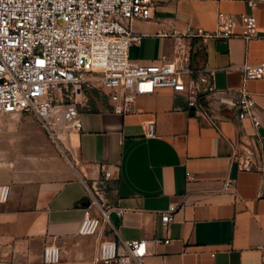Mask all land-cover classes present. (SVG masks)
I'll return each instance as SVG.
<instances>
[{"label":"crops","instance_id":"1","mask_svg":"<svg viewBox=\"0 0 264 264\" xmlns=\"http://www.w3.org/2000/svg\"><path fill=\"white\" fill-rule=\"evenodd\" d=\"M151 2L149 19L133 24L141 40L130 59L139 64L176 61L173 32L212 34L220 12L235 17L237 33L241 15H254L264 36V3L252 10L247 0ZM263 53L260 39L198 37L189 61L214 74L228 102L244 86L256 101L258 128L219 101L214 122L192 116L185 93L159 89L137 98L127 115L110 111L106 99L83 111L81 131L63 141L66 156L36 122L30 123L36 139L0 134V184L11 187L0 205V264H43L50 245L61 249L59 264H105L96 261L105 239L145 240L144 264H264V80L244 84L241 72ZM151 123L153 138L147 137ZM249 159L253 169L244 166ZM103 171L111 175L107 200L123 216L113 210L111 226L80 235L84 181L99 182ZM171 207L177 210L166 229L162 214Z\"/></svg>","mask_w":264,"mask_h":264},{"label":"built area","instance_id":"2","mask_svg":"<svg viewBox=\"0 0 264 264\" xmlns=\"http://www.w3.org/2000/svg\"><path fill=\"white\" fill-rule=\"evenodd\" d=\"M262 3L264 0H247L252 10ZM151 6V0H0V119L10 114H34L43 132L66 156L63 141L81 131L80 116L92 110L93 93L99 92L113 113L127 115L134 112L137 98L171 89L187 95L189 111L195 115L214 122L213 106L219 101L228 109L235 108L240 121L248 119L258 128L256 101L244 86L237 99L228 102L226 93L215 87L212 72L189 66L194 38L242 37L264 43L256 17L241 15L242 33H237L235 17L220 12L212 34L201 29L196 34L173 32L178 42L176 61L139 64L130 59V48L141 40L133 24L148 20ZM241 72L244 84L264 80V53L259 64H244ZM155 136V124L151 123L147 137ZM244 166L254 168L250 159ZM110 180L111 175L103 171L99 182L84 181L89 206L79 226L80 235L94 236L102 227L111 226L115 208L103 186ZM10 194L11 187L0 184V205L9 201ZM176 210L171 207L162 214L164 228L173 222ZM115 211L123 216L122 210ZM148 255L143 239H105L99 244L96 261L144 264ZM61 260L58 246L44 248L43 264Z\"/></svg>","mask_w":264,"mask_h":264},{"label":"rangeland","instance_id":"3","mask_svg":"<svg viewBox=\"0 0 264 264\" xmlns=\"http://www.w3.org/2000/svg\"><path fill=\"white\" fill-rule=\"evenodd\" d=\"M90 102L92 105V109L94 106L101 105L105 103V98L99 93L95 92L92 95H90ZM1 132L0 134L4 133H12V134H28L27 140L36 139L37 138V132L33 130L30 123H37L39 124V121L37 117L34 114H10V115H4L1 117ZM30 121V122H28ZM25 138L21 137L20 141L24 140ZM105 187L106 192L109 191V185L105 183L103 185Z\"/></svg>","mask_w":264,"mask_h":264},{"label":"water","instance_id":"4","mask_svg":"<svg viewBox=\"0 0 264 264\" xmlns=\"http://www.w3.org/2000/svg\"><path fill=\"white\" fill-rule=\"evenodd\" d=\"M194 115H195V114L193 113L192 116H194ZM84 206H85V207L89 206V203H88V202H85V203H84Z\"/></svg>","mask_w":264,"mask_h":264}]
</instances>
